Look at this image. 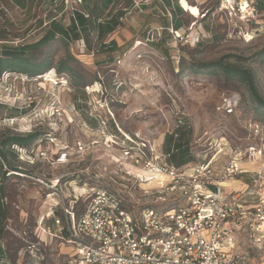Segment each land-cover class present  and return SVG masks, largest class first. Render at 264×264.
<instances>
[{
    "label": "rangeland",
    "instance_id": "1",
    "mask_svg": "<svg viewBox=\"0 0 264 264\" xmlns=\"http://www.w3.org/2000/svg\"><path fill=\"white\" fill-rule=\"evenodd\" d=\"M170 2L181 5L183 13L178 15L163 0H83L82 5L74 6L78 11H90L99 22L119 20L117 28L102 40L85 34L88 49L84 50L82 37L74 36L67 40L58 36L46 45L30 47L45 36L53 18L69 26L72 10L66 8V0H0V53L4 46L28 47L30 62L42 68L49 63L52 66L47 81L26 75L21 81L17 79L20 73L11 70L7 72L15 75L9 80L0 76V142L11 133H46L42 143L31 147L47 154L35 164L22 162L15 148H4L9 170L22 167L27 175L45 184L60 181L66 197H81L75 207L81 213L95 187L115 191L132 205L149 200L140 192L142 186L116 174L119 165L104 144L94 146L86 156L78 152L79 141L102 140L96 128L99 116L111 120L113 131L117 127L130 133L140 131L156 145L178 118L186 119L191 127L194 162L215 154L218 140L227 139L228 147L216 160L219 168L230 157L229 148L246 145L248 135L243 125L249 119L264 123L263 111L245 82L206 70L203 65L222 60L251 71L264 98V11L253 13L249 6L248 14L238 13L233 9L235 0ZM172 19L182 21L179 35L172 28ZM104 41H114L116 48L90 56L98 42ZM120 57L122 64L118 65ZM63 63L72 68L73 75L66 78L68 85L57 86L54 77ZM33 64L26 63L25 68ZM92 85L96 93L88 94L87 87L92 89ZM227 95L240 96L238 116H226L218 110L221 98ZM63 153L66 160L54 164ZM230 185L244 186L237 181ZM6 194L5 240L12 262L30 264L28 246L43 241V264H64L70 247L42 234L38 224L59 201L58 195L23 176L7 181ZM58 211L61 215L62 210ZM247 250L256 264H264V247Z\"/></svg>",
    "mask_w": 264,
    "mask_h": 264
},
{
    "label": "built area",
    "instance_id": "2",
    "mask_svg": "<svg viewBox=\"0 0 264 264\" xmlns=\"http://www.w3.org/2000/svg\"><path fill=\"white\" fill-rule=\"evenodd\" d=\"M240 1L235 0L233 5L238 13L248 14L249 6L256 12L249 0H244L243 5ZM82 4L83 0H66V8L71 7L72 15L78 11L74 6ZM80 12L85 18L90 17L88 12ZM54 21L55 18L51 23ZM175 32L179 35V31ZM80 43L84 50L88 49L83 37ZM111 48L110 41L98 42L89 55ZM116 62L121 65V57ZM51 72L41 77L47 81ZM13 74L4 73L1 79L9 80ZM23 75L17 79L25 81ZM55 76L57 86L68 85V76ZM91 88L87 87L88 94L96 93L93 85ZM101 95H105L104 89ZM241 106L240 96L227 95L221 98L218 110L226 116H238ZM97 118L96 128L102 140L79 141L78 152L86 156L94 146L104 144L119 165L116 174L142 186L140 192L149 199L147 202L128 204L115 191L95 187L90 201L77 213L75 207L81 197H66L60 181L45 184L32 176L10 171L0 157L7 176L18 174L32 179L58 195L59 201L41 216L38 224L42 234L70 247L71 254L64 264H256L247 249L264 247V123L254 119L244 123L246 145L229 148L230 157L220 168L216 160L228 147L223 137L216 141L215 154L205 157L203 162L178 168L164 152V141L156 145L155 140L140 131L125 132L121 127L113 131L108 117ZM177 120L179 125L183 124L184 119ZM15 149L19 159L28 164L47 158L46 152ZM66 158L63 153L53 162L61 163ZM249 164L262 167L252 169L246 166ZM231 181L244 186L234 188L229 185ZM3 184L0 175V197ZM1 203L7 205L8 199L1 198ZM48 222L52 226H46ZM42 242L28 246L30 264H43ZM0 264H15L6 240L1 237Z\"/></svg>",
    "mask_w": 264,
    "mask_h": 264
},
{
    "label": "trees",
    "instance_id": "3",
    "mask_svg": "<svg viewBox=\"0 0 264 264\" xmlns=\"http://www.w3.org/2000/svg\"><path fill=\"white\" fill-rule=\"evenodd\" d=\"M85 2L88 0H84ZM108 3L111 0H106ZM167 3L172 10L181 15L183 10L181 5L178 3L170 2V0H163ZM253 3L255 9L259 11H264V0H249ZM89 12L90 17L85 18L84 15L80 11H76L74 15L70 16V24L68 27H65L63 24L54 21L52 25L49 27V30L45 34V36L34 45L30 46L31 48H38L40 46L46 45L53 41L58 36L67 40L69 38L80 39L81 37H85L84 35H93L95 34L97 38L102 40L106 35L112 33L118 26L119 20L118 19H111L108 22H102L100 18H95L93 14ZM176 13V14H177ZM172 28L175 31H180L183 27L182 21L176 20L175 22L172 19ZM169 29V28H168ZM90 45V43H89ZM28 47L22 48H13L9 46H4L1 49L0 53V76L3 75L4 72L11 70V72H18L20 74H24L28 77H37V76H44L49 71H51L52 66L49 63L48 65L44 66L43 68L40 65L33 64L30 62L29 58H27V49ZM116 48V43L112 42V50ZM32 65L29 69L25 68L26 63ZM29 66V65H28ZM206 70L211 72H221L226 77L233 79L237 78L247 84V87L250 91V94L253 100L258 104V107L263 111L264 114V98L261 96L255 75L247 70L243 69L239 66L224 63L222 60L209 62L203 65ZM56 70V69H55ZM57 73L60 75L70 76L73 75V70L70 66L66 63L59 66L57 68ZM73 85V83L71 82ZM76 85H78L76 83ZM263 123L262 121H260ZM190 125L188 124L187 120H183V124L179 125L178 120L173 125V129L169 131L165 135L164 143H163V150L166 154L170 155V161L177 166L178 168H182L186 165H193L197 164L198 162H194V155L190 148ZM46 133L35 132L31 134H16L11 133V135L4 137L0 142V157L2 158L3 162L6 164L7 156L4 152V148H15L19 147L22 149H31L32 145H36L38 141L42 137H45ZM43 139V138H42ZM44 140V139H43ZM34 149V148H33ZM205 160V159H204ZM203 160V161H204ZM201 161V162H203ZM20 167L19 169H13L10 171L26 174ZM22 170V171H21ZM7 171L4 170V166L2 161L0 160V175L3 176L4 184L1 188V197H0V237L5 240V222L7 220L8 215V204L3 205L1 203V198H7L6 188H7V181L14 178V176H20L18 174H12L10 176L6 175Z\"/></svg>",
    "mask_w": 264,
    "mask_h": 264
},
{
    "label": "crops",
    "instance_id": "4",
    "mask_svg": "<svg viewBox=\"0 0 264 264\" xmlns=\"http://www.w3.org/2000/svg\"><path fill=\"white\" fill-rule=\"evenodd\" d=\"M163 141H164V136H163V138H162V140L160 142V145H162ZM234 188H237V187H234Z\"/></svg>",
    "mask_w": 264,
    "mask_h": 264
},
{
    "label": "bare ground",
    "instance_id": "5",
    "mask_svg": "<svg viewBox=\"0 0 264 264\" xmlns=\"http://www.w3.org/2000/svg\"><path fill=\"white\" fill-rule=\"evenodd\" d=\"M230 184H231V183H230ZM230 184H229V185H230Z\"/></svg>",
    "mask_w": 264,
    "mask_h": 264
}]
</instances>
